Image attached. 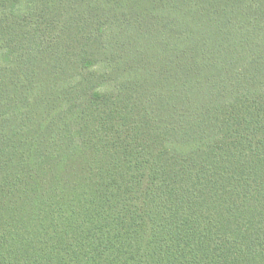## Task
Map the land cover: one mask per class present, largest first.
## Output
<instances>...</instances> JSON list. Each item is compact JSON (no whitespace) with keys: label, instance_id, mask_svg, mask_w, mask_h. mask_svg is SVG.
Segmentation results:
<instances>
[{"label":"trees","instance_id":"16d2710c","mask_svg":"<svg viewBox=\"0 0 264 264\" xmlns=\"http://www.w3.org/2000/svg\"><path fill=\"white\" fill-rule=\"evenodd\" d=\"M0 264H264V0H0Z\"/></svg>","mask_w":264,"mask_h":264}]
</instances>
